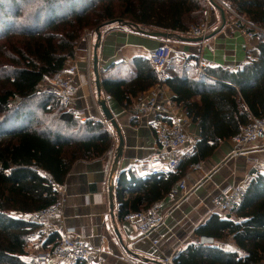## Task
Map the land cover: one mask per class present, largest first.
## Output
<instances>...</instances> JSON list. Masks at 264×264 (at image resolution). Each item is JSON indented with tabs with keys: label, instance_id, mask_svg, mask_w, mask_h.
I'll list each match as a JSON object with an SVG mask.
<instances>
[{
	"label": "trees",
	"instance_id": "1",
	"mask_svg": "<svg viewBox=\"0 0 264 264\" xmlns=\"http://www.w3.org/2000/svg\"><path fill=\"white\" fill-rule=\"evenodd\" d=\"M233 12L264 29V0H221ZM207 0H0V264H30L29 245L39 226L27 218L55 203L73 164L102 157L111 147L98 119L81 120L58 96L38 85L75 56L85 30L120 18L151 30L184 33L204 19ZM255 56L236 68L197 70L192 55L172 57L161 74L148 58L131 59L125 77L101 71L104 91L124 109L139 93L160 83L197 127V149L169 176L142 179L117 175V214L152 207L192 166L211 157L220 142L264 116V32H257ZM114 66V65H113ZM111 68V67H110ZM109 69V68H108ZM157 76H156V75ZM185 116V117H186ZM48 176L53 183L49 182ZM233 219L211 215L182 246L174 264H258L264 261V172L245 181ZM202 236L213 243L201 242ZM229 238L235 248L221 240ZM60 236L49 235L47 249ZM75 264H84L79 261Z\"/></svg>",
	"mask_w": 264,
	"mask_h": 264
},
{
	"label": "crops",
	"instance_id": "2",
	"mask_svg": "<svg viewBox=\"0 0 264 264\" xmlns=\"http://www.w3.org/2000/svg\"><path fill=\"white\" fill-rule=\"evenodd\" d=\"M218 17L220 18L219 13L209 12L211 28L218 24H216ZM230 24L231 20L227 19L225 27L204 44H172V56L192 55L197 57L198 62H202L204 66L236 68L245 60L255 56L256 50L252 43L254 39L241 36L238 29ZM137 26V28L122 25L106 27L101 32L97 48L100 79L102 70H104V76L129 75L132 58L137 56L148 58L149 52L165 41L148 37L139 32L138 28L142 27ZM166 32L169 31L166 30ZM95 36L96 33L91 37L92 46L98 42ZM85 47V43L80 41L76 55H83L86 52ZM90 75L94 82L92 70ZM86 81L84 64L79 63L75 76L78 90L70 109L76 114L83 111L85 119L93 118L102 121L99 105L96 108L83 93L81 86ZM104 93L103 89V95ZM134 98L131 99L128 109L119 106L112 98L107 100L108 106L121 126L124 138L122 155L112 177L113 207H110L109 200V172L117 146L116 141L102 157L78 160L73 164L63 184L62 214L50 219L49 235L56 233L61 238L66 228H74L76 234L86 242L102 250L103 264H134L133 262L160 264L164 257H173L182 246L197 239L195 229L214 212L213 199L221 189L238 183L245 184L246 179L252 174L264 172L262 166L264 139L246 147L244 155L234 154L237 148L234 139L220 142L211 157L189 168L172 185V188L152 205L155 215L161 216L163 222L152 230L148 237H136L130 240L129 237L136 236V233L129 222L118 217L115 201L116 177L122 171L131 172L142 179L149 176L142 160L154 157L155 128L162 124V120L169 121L168 118L161 116L136 114L132 110ZM171 107L182 116H186L174 103ZM171 107L169 106L168 109ZM184 120L186 130L196 137L198 127L187 116ZM180 181L185 183L186 195L180 188ZM171 190H175L174 195L167 196ZM154 241H157L156 245ZM44 242L45 239H42L40 246L43 248H45ZM220 242L229 249L235 248L233 241L229 238ZM35 247L38 248V241H32L29 245V249ZM126 257L133 262H129ZM258 264H264V261Z\"/></svg>",
	"mask_w": 264,
	"mask_h": 264
},
{
	"label": "built area",
	"instance_id": "3",
	"mask_svg": "<svg viewBox=\"0 0 264 264\" xmlns=\"http://www.w3.org/2000/svg\"><path fill=\"white\" fill-rule=\"evenodd\" d=\"M225 10L233 15L235 23L238 24L241 29V33L246 34L251 38L255 35L256 30L264 32L260 27L236 14L230 8L226 7ZM203 14L204 16L208 15L207 11H204ZM190 27L191 28L185 32L188 34L187 36L190 37H204L211 29L210 25L207 23L201 24L200 26L194 25ZM93 34L94 33L91 31H86V52L82 56L75 55L67 62L60 72L54 74L50 78H46L38 85L39 89L57 95L60 102L68 108H70L75 100L78 90V86L75 84V76L79 63L84 64L87 75L86 83L81 86L83 93L84 95H89L91 97L96 108L98 106L93 90V78L90 75L92 70L91 37H93ZM172 55L173 45L167 41L160 43L149 52V60L153 65L156 74L162 73L170 59L173 57ZM197 66L198 70L201 72L205 67L202 62H198ZM103 96L106 100L111 99V96L106 92ZM171 97L172 92L170 89L157 83L148 90L138 94L132 102V110L136 114H148L169 119V121L162 120V124L155 128L154 157L142 160V164L146 167L147 173L152 176H169L177 170L176 168L180 162L187 160L189 156L193 154L194 150L197 149V142L194 134L189 133L185 128V117L171 107ZM169 106L171 109H168ZM77 116L81 120L85 119L83 111L77 112ZM103 124L105 125L106 122H103ZM109 136L112 143L115 142V139H112L110 132ZM263 139L264 116L254 119L252 122L241 128L239 135L234 138L237 145L234 154L244 155L246 147ZM262 166L264 167V163ZM47 178L49 182L53 183L50 176ZM179 185L186 195L185 183L180 181ZM55 186L59 192L58 200L46 208L31 213L27 218L29 221L39 226L38 230L32 237V241H38L39 251L33 255L30 254L27 261L30 264H75L79 261H83L84 264H103L104 257L102 250L86 242L80 235L76 234L74 228H66L64 230V235L56 244L51 245L49 248L46 249L40 246L42 239L46 240L50 234V219L61 215L63 211L64 187L63 184H55ZM244 191V183L224 187L213 199V211L227 219H233V208L239 203ZM174 193L175 190H171L167 196L172 197ZM123 219L134 227L136 236H130V240H134L136 237H148L150 232L163 222L161 216L155 215L153 206L148 209H142L134 213L126 214ZM154 244L156 245L157 241H154ZM126 259L129 262H133L129 257H126ZM133 263L138 264L136 262ZM160 264H174L173 257H164Z\"/></svg>",
	"mask_w": 264,
	"mask_h": 264
},
{
	"label": "water",
	"instance_id": "4",
	"mask_svg": "<svg viewBox=\"0 0 264 264\" xmlns=\"http://www.w3.org/2000/svg\"><path fill=\"white\" fill-rule=\"evenodd\" d=\"M209 3L218 10L219 12V22L218 24L214 27L211 28V30L208 32V34L204 37H188V36H181L178 35V33H172V32H166V31H161V30H144L142 28H138V31L147 35L148 37H152L155 39L159 40H165L171 44L174 43H180V44H199L202 41H208L211 39L213 36H215L219 31H221L225 25H226V12H225V3H223L221 0H208ZM134 26L138 27L136 24L123 21L120 18L117 19H111L108 20L104 23H102L95 31L96 33V39L98 42H96L92 48V71L94 74V84L95 85V90L98 98V105L100 107L102 117L105 121H107L108 127L111 130L115 141L117 142V146L115 149V154L114 158L110 167V172H109V200H110V207H113L112 204V190H113V184H112V177L115 174L117 167H118V162L119 159L122 155V150L124 146V138H123V133L121 126L116 119L115 114L113 111L110 109L108 106V101L103 97V89H102V84H101V79L99 75V69H98V54H97V48L99 46V40L101 38V32L106 28V27H114V26ZM103 123V121H101ZM201 242H208V243H213L214 239L211 237L207 236H202L200 239Z\"/></svg>",
	"mask_w": 264,
	"mask_h": 264
},
{
	"label": "rangeland",
	"instance_id": "5",
	"mask_svg": "<svg viewBox=\"0 0 264 264\" xmlns=\"http://www.w3.org/2000/svg\"><path fill=\"white\" fill-rule=\"evenodd\" d=\"M223 2V1H222ZM224 3V2H223ZM227 6L225 5V8H226ZM204 11H207V13H208V17L206 18V16H204V19L198 24V26H200L201 24H204V23H207V24H209V12H217V13H219L218 12V10L217 9H215L210 3H209V1L207 0V2H206V9L204 10ZM225 12L226 13H228V16L230 17H228L227 15H226V23H227V19L228 20H231V24L230 25H233V26H235L237 29H238V31H239V33H240V35L241 36H243V37H245V38H247V39H254L253 41H252V43H253V45H255L256 43H257V36H256V34H257V32H263V31H261V30H256L255 31V35L253 36V37H249L248 35H246V34H243V33H241L240 31H241V29H240V27H239V25L238 24H236L235 23V18L233 17V15L228 11H226L225 10ZM232 16H231V15ZM241 16V15H240ZM243 17V16H242ZM245 18V17H244ZM245 19H247V18H245ZM124 21V20H123ZM218 21H219V17H218V19H217V22H216V24L218 23ZM128 22V21H127ZM250 22V21H249ZM104 23V22H103ZM215 24V25H216ZM253 24V23H252ZM255 25V24H254ZM191 26H194V25H191ZM257 26V25H256ZM259 27V26H258ZM191 27H189V29H190ZM247 28V27H246ZM188 29V30H189ZM262 29V28H261ZM145 30V29H144ZM147 30H149V31H151V29H147ZM211 30V29H210ZM262 30H264V29H262ZM86 31H90V30H85L84 31V33H83V36H82V40L81 41H83V43H85L86 42V40H87V36H86ZM96 31V30H95ZM95 31H91L92 33H95ZM170 32V31H169ZM178 35H181V36H187L188 34H186L185 32L184 33H178ZM188 37H190V36H188ZM205 42H207V41H202V44H204ZM80 43V42H79ZM199 44H201V43H199ZM92 48H93V46H92V44H91V62H92ZM75 55H76V53H75ZM77 56V55H76ZM79 56V55H78ZM82 56V55H81ZM175 57V56H174ZM93 84H94V82H93ZM168 88V87H167ZM103 89V88H102ZM41 90V89H40ZM93 90H94V94H95V97H96V102H98V98H97V94H96V90H95V85L93 86ZM86 96V95H85ZM86 97H88L90 100H91V97L88 95V96H86ZM91 102H92V100H91ZM93 103V102H92ZM94 105V104H93ZM84 120H86V119H84ZM106 126H107V128H108V124H105ZM108 130H109V128H108ZM39 251V247L38 248H30L29 249V254H35V253H37Z\"/></svg>",
	"mask_w": 264,
	"mask_h": 264
},
{
	"label": "bare ground",
	"instance_id": "6",
	"mask_svg": "<svg viewBox=\"0 0 264 264\" xmlns=\"http://www.w3.org/2000/svg\"><path fill=\"white\" fill-rule=\"evenodd\" d=\"M226 15L228 16V13H226ZM81 40H82V39H81ZM102 120H103V122H106V124H107V121H105V120L103 119V117H102ZM106 127H107V126H106ZM108 128H109V127H108ZM108 128H107V129H108ZM108 131L110 132V134H111V136H112V139L114 140L115 138H114V136H113L111 130L109 129Z\"/></svg>",
	"mask_w": 264,
	"mask_h": 264
}]
</instances>
